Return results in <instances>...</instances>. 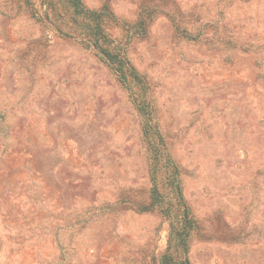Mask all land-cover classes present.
Listing matches in <instances>:
<instances>
[{"label": "rangeland", "instance_id": "rangeland-1", "mask_svg": "<svg viewBox=\"0 0 264 264\" xmlns=\"http://www.w3.org/2000/svg\"><path fill=\"white\" fill-rule=\"evenodd\" d=\"M81 1L0 0V264H264V0Z\"/></svg>", "mask_w": 264, "mask_h": 264}, {"label": "trees", "instance_id": "trees-1", "mask_svg": "<svg viewBox=\"0 0 264 264\" xmlns=\"http://www.w3.org/2000/svg\"><path fill=\"white\" fill-rule=\"evenodd\" d=\"M70 7L72 8V12L75 15V17L80 16V20L85 24V27L88 28L90 24L86 23L89 21V23H92V25L88 28L87 31L88 38L90 41H92L93 44L99 45V39H100V32H101V18L103 12L92 10L89 8H86L81 0H66ZM105 55L108 57V59L112 62H115L117 64V67L120 71H122L121 63L123 60L121 58H117V55L113 52H110L109 50L102 48ZM163 201L162 195L160 194L157 184L154 182L152 188H151V196L149 204L144 206L145 210L151 209L155 206H161V203ZM167 208L163 209V212H167L170 208L171 204L169 200H167ZM179 228L175 232L174 229L171 230V237L174 239H177V244L182 248L183 252L186 251V236L189 232L190 228H192V218L189 214V210L186 206H183L180 215H179ZM169 246H171V241H169ZM160 264H191L186 256H183L181 258H176L174 255H172L169 251H166L163 253L160 257Z\"/></svg>", "mask_w": 264, "mask_h": 264}]
</instances>
